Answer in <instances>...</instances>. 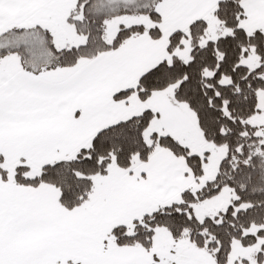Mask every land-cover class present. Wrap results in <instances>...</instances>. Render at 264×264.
Returning a JSON list of instances; mask_svg holds the SVG:
<instances>
[{"label": "snow or ice", "instance_id": "1", "mask_svg": "<svg viewBox=\"0 0 264 264\" xmlns=\"http://www.w3.org/2000/svg\"><path fill=\"white\" fill-rule=\"evenodd\" d=\"M0 264H264V0H0Z\"/></svg>", "mask_w": 264, "mask_h": 264}]
</instances>
